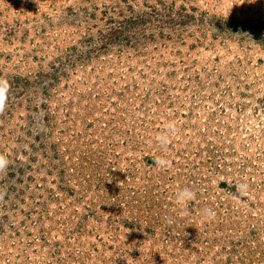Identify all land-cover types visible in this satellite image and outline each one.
<instances>
[{
  "label": "rangeland",
  "instance_id": "rangeland-1",
  "mask_svg": "<svg viewBox=\"0 0 264 264\" xmlns=\"http://www.w3.org/2000/svg\"><path fill=\"white\" fill-rule=\"evenodd\" d=\"M0 79V264H264V0H0Z\"/></svg>",
  "mask_w": 264,
  "mask_h": 264
},
{
  "label": "clouds",
  "instance_id": "clouds-1",
  "mask_svg": "<svg viewBox=\"0 0 264 264\" xmlns=\"http://www.w3.org/2000/svg\"><path fill=\"white\" fill-rule=\"evenodd\" d=\"M10 86L6 80L0 79V112H3L6 107L7 95ZM175 133L174 127L169 124L166 130L156 136V142L160 146L161 150L168 148L171 142V136ZM156 167L161 169H167L172 166V162L163 156L154 160ZM8 167V160L4 155H0V173H4ZM236 193L243 195L247 191V185L237 184L235 185ZM197 193L190 187H184L178 189L174 193L175 204L178 206L181 214L187 215L191 213L190 204L196 199ZM235 198H238L236 196ZM215 217V212L211 208H206L202 212V219L211 220ZM168 222H171L170 220Z\"/></svg>",
  "mask_w": 264,
  "mask_h": 264
}]
</instances>
